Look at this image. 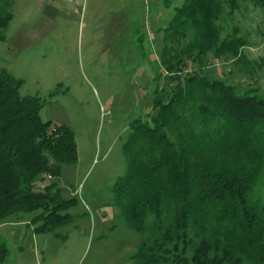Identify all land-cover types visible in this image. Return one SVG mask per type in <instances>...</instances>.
Wrapping results in <instances>:
<instances>
[{
	"label": "trees",
	"instance_id": "16d2710c",
	"mask_svg": "<svg viewBox=\"0 0 264 264\" xmlns=\"http://www.w3.org/2000/svg\"><path fill=\"white\" fill-rule=\"evenodd\" d=\"M242 2L264 8V0H184L165 29L167 87L154 91L152 113L132 122L126 171L112 189L142 237L134 264H264V203L250 198L264 171V96L200 72L209 55L243 62L246 42L218 24ZM12 19L11 1L0 0V41ZM186 60L198 69L186 70ZM21 84L0 70V223L40 211L35 230L48 232L67 223L61 212L74 202L54 180L77 161L75 134L43 122L41 99L20 96ZM7 257L0 240V264Z\"/></svg>",
	"mask_w": 264,
	"mask_h": 264
},
{
	"label": "rangeland",
	"instance_id": "374dc122",
	"mask_svg": "<svg viewBox=\"0 0 264 264\" xmlns=\"http://www.w3.org/2000/svg\"><path fill=\"white\" fill-rule=\"evenodd\" d=\"M13 19L0 41V70L37 96L43 122L75 134L78 158L55 179L67 223L35 229L38 212L0 223L5 264H134L142 237L128 227L112 189L125 174L123 146L136 119L152 113L154 91L167 87L160 65L166 28L184 0H10ZM218 24L246 42L243 62L208 56L200 71L238 94L264 96V8L242 2ZM186 70L198 69L186 60ZM264 203V171L250 195Z\"/></svg>",
	"mask_w": 264,
	"mask_h": 264
},
{
	"label": "built area",
	"instance_id": "2783aa9c",
	"mask_svg": "<svg viewBox=\"0 0 264 264\" xmlns=\"http://www.w3.org/2000/svg\"><path fill=\"white\" fill-rule=\"evenodd\" d=\"M48 178H51L50 176H47Z\"/></svg>",
	"mask_w": 264,
	"mask_h": 264
}]
</instances>
